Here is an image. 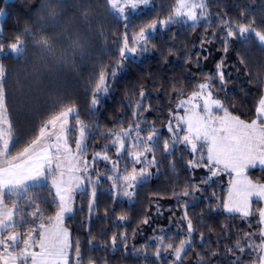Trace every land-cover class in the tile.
<instances>
[{
	"label": "snow or ice",
	"instance_id": "1",
	"mask_svg": "<svg viewBox=\"0 0 264 264\" xmlns=\"http://www.w3.org/2000/svg\"><path fill=\"white\" fill-rule=\"evenodd\" d=\"M105 2L109 10L125 22L124 31L117 41L119 60L113 65V70L105 71L102 67L98 78L94 77L96 83L90 99V114L101 105L102 96L110 91L108 81L117 76L116 69H123L124 61L129 58L148 53L149 44L158 30L176 24L189 25L195 29L202 21L211 26L206 0H175L166 18L152 19L130 35L131 17L152 7L153 0ZM63 3L64 0H44L37 23L25 27L7 45L0 29V60L9 55L20 59L31 45L38 49L39 61L33 66L35 71L52 73L58 72L62 65L74 63L69 52L83 56L85 43L79 34H73L57 20ZM89 16L90 12L85 6L81 12L83 25L91 24ZM218 18L221 34L206 33L201 40L202 49L213 40L220 39L223 51L227 53L230 40L248 43L254 38L264 50V22L258 23L255 18H247L244 12L235 21L226 18V15L218 14ZM45 20L48 23H42ZM57 29L62 30L56 36L45 34L48 31L56 32ZM61 41H67V48L61 47ZM244 62L241 58V63ZM199 63L197 53V66ZM223 68L221 60L216 65L215 77L206 76L202 82H197L195 89L188 95H185L183 88L173 86L174 94L180 98L176 100L174 108H169L168 124L165 126L169 138L163 141L162 152L172 156L177 145L184 146L193 157L187 161L186 167L206 168L210 173L207 179L201 181L204 185H208L221 171L234 174L227 199L222 203L223 210L238 214L246 221L255 217L256 227L254 231L238 233L241 239L236 240L226 252L234 256L231 264H243L241 255L236 254L237 250L240 254H249L250 264H264V182H254L247 175L249 169L264 170V96L258 101L254 119L246 121L234 115L216 95L217 90L223 89L226 84ZM7 75L0 62V264H84L79 241L70 242L69 230L64 226L65 218L74 212L75 194L84 191L86 185L90 186L89 211H92L97 185L103 176L111 182L114 199L121 195L131 199L137 186L148 182L153 176L151 169L157 168L160 163L156 158V150L160 147V130L140 119L144 112L152 110L150 104L147 107L144 104L146 91L143 88L140 90V99L132 111L133 121L127 128L93 133L92 122L80 118L75 104L58 101L54 109L42 119L35 133L16 148L19 137L15 135V126L9 118ZM33 79L38 80V76L34 75ZM214 79L218 83H214ZM95 127H99L98 122ZM145 131L148 133L146 136L142 135ZM96 135L107 136L109 141L101 151L89 158V138ZM110 149H115V158L109 155ZM97 161L109 164L110 174L96 170ZM121 161L127 162L123 168ZM171 166L175 170L176 165L173 163ZM49 183L54 190L51 204L55 206V211L45 216L40 207L42 202L38 203L39 197L30 193L33 186L44 187ZM201 191L200 185L185 184L184 190L174 191L173 196L179 202L184 198H194ZM254 201L260 206L254 208ZM220 207L217 204L216 210ZM188 208L187 203L181 205L183 215L178 223L183 222V226L176 236L167 235L162 229L160 234L153 237L152 255L156 261H161L167 255L164 264H183L196 232ZM125 219L123 215L118 217L119 221ZM142 223L147 225L148 218ZM229 227L225 225L222 228L225 235ZM249 228H253L252 222H249ZM203 236L201 232V239ZM118 239L124 241L127 247L126 233L113 235L110 238L112 246L116 245ZM88 243L92 245L93 240ZM134 251H147V247ZM70 252L74 255H70ZM218 254L219 250L209 253L213 257ZM87 264H97V261L89 257Z\"/></svg>",
	"mask_w": 264,
	"mask_h": 264
},
{
	"label": "trees",
	"instance_id": "2",
	"mask_svg": "<svg viewBox=\"0 0 264 264\" xmlns=\"http://www.w3.org/2000/svg\"><path fill=\"white\" fill-rule=\"evenodd\" d=\"M206 2L211 26L202 21L195 29L189 25L176 24L158 30L149 44L148 53L137 56L138 59L129 58L124 61L123 69H116L117 76L108 81L110 91L102 96L101 105L90 114V99L96 83L94 77L98 78L102 67L105 71H112L113 65L119 60L117 41L124 31L125 22L109 10L105 0H64L57 20L73 34H79L85 43L83 56L69 52L74 63L62 65L58 72L52 73L35 71L33 66L39 61L38 49L31 45L20 59L9 55L0 60L8 73L6 100L9 118L15 126V135L19 137L16 148L35 133L42 119L54 109L58 101L75 104L80 118L92 122L93 133L117 131L116 128L125 119L128 123L133 121L132 111L140 99L142 88L146 91L145 99L152 110L144 112L141 120L148 119L157 128L165 123L169 108L180 98L174 94L173 86L183 88L185 95L190 94L197 82H202L208 75L215 77L216 65L221 60L226 84L223 89L217 90L216 95L234 115L246 121L254 119L264 90V50L254 38L248 43L230 40L227 53L223 51L220 39L205 45L206 51L201 48V40L206 33L221 34L218 14L235 21L244 12L247 18H255L258 23L264 22V0ZM43 4L44 0H0L3 13L0 29L6 45L20 35L25 27L37 23ZM174 4L175 0H153L152 7L131 17L130 35L152 19L166 18L170 6ZM85 6L90 12L89 26L81 23V12ZM61 30L45 34L56 36ZM61 47L67 48V41H61ZM197 53L199 66L196 64ZM241 58L244 63H241ZM34 75L38 76V80L33 79ZM213 82L218 83L215 79ZM97 122L98 128L95 127ZM142 134L145 135V132ZM160 135V147L156 150V158L160 162L158 171L157 168L151 169L153 176L148 182L137 186L131 199H114L111 182L103 176L97 185L92 211H89L90 186L86 185L84 191L76 193L74 212L65 218L64 225L69 230L70 242L79 241L84 264H87L89 257L95 258L97 264H164L167 255L159 262L152 255L153 237L160 234L162 229L171 236L180 232L183 222H178L183 215L181 205L184 203L189 205L188 214L196 232L183 264H231L234 256L227 253L226 249L241 239L238 233L255 230V217L246 221L223 210L225 192L216 181L201 186L202 191L194 198H184L178 202L173 192H182L185 184L202 185L203 171L186 167L190 155L181 146H176L172 156H166L162 152V145L168 136L166 132H160ZM108 141L107 136H90L89 151L96 148L101 151ZM109 154L115 158L113 149L109 150ZM124 163L127 162L121 161V166ZM173 163L176 165L175 170L171 166ZM110 167L102 161H97L95 165L96 170L107 174H110ZM247 173L254 181L264 182V170L255 168ZM188 190L191 191V187ZM31 193L39 197L38 203L42 202L40 207L45 216L54 213L55 206L51 204L54 190L50 183L44 187L33 186ZM217 204L221 205L219 210H216ZM121 215L126 217L124 221L118 220ZM145 218L149 220L147 225L142 223ZM249 222L253 223L251 229ZM225 225L230 226L227 235L222 231ZM201 232L204 234L203 239L200 237ZM121 233L127 234V247L120 239L112 246L110 238ZM89 240H93L92 245H89ZM145 247L147 251H134ZM216 250H219L217 256L209 255ZM236 254L241 255L243 264H250L247 252L240 254L237 250ZM70 255L74 254L70 252Z\"/></svg>",
	"mask_w": 264,
	"mask_h": 264
},
{
	"label": "rangeland",
	"instance_id": "3",
	"mask_svg": "<svg viewBox=\"0 0 264 264\" xmlns=\"http://www.w3.org/2000/svg\"><path fill=\"white\" fill-rule=\"evenodd\" d=\"M0 13H2V9L0 10ZM117 15V14H116ZM2 15H0V17H1ZM137 59H138V57H137ZM262 96H264V90H263V94H262ZM261 96V97H262ZM179 99V98H178ZM177 99V100H178ZM138 101H139V99L137 100V102L136 103H138ZM176 102V101H175ZM175 102L172 104V108H174L175 107ZM144 104H145V107H147L148 106V102H147V100L144 98ZM168 113H169V110H168ZM168 113L166 114V120H165V123L164 124H161V125H159L157 128L160 130V132H166L167 133V136L168 137H166V139H168L169 138V133H168V131H167V128L165 127L167 124H168ZM142 117H140V119H141ZM143 120H146L147 121V125H152V122L151 121H149L148 119H143ZM127 120L125 119V121H124V123H121L120 124V126L119 127H117L116 129H117V131H119V129L121 128V127H124V128H127L128 127V125H129V123L128 122H126ZM142 126H144V125H142ZM148 133L145 131V135L144 136H146ZM72 135L73 136H75L76 135V133H72ZM143 135V134H142ZM177 146H181L182 148H184L183 150L184 151H186L187 153H189V155H190V159H193V157H192V155L190 154V152L184 147V146H182V145H177ZM73 147H74V144H73ZM97 151H100V150H98L97 148L96 149H94V151H88V153H87V155H88V157L89 158H91L94 154H95V152H97ZM113 152H115V149H113ZM109 155H111V154H109ZM102 162H104L105 163V161H102ZM125 164V163H124ZM124 164H122V168H123V166H124ZM196 169H201L202 171H203V174H202V180L203 179H207L208 178V176L210 175V173L207 171V169L206 168H196ZM255 169V168H254ZM249 170H251V169H249ZM248 170V171H249ZM247 175H248V173H247ZM248 177L250 178V176L248 175ZM235 177H234V174H232V175H229V173L228 172H225V171H221L220 172V174L219 175H217L216 177H213L212 178V180L209 182V183H211V182H213V181H216V182H218L219 183V185H221V188L224 190V197H223V200L224 199H227V196H228V189H229V186H230V182L234 179ZM251 179V178H250ZM253 180V179H252ZM254 181V180H253ZM254 182H256V181H254ZM197 185H200V183H198ZM38 186V185H37ZM201 186H204V184H202V185H200V187ZM31 195H33L32 193H30ZM76 195V194H75ZM119 197H123L122 195L121 196H119ZM126 199H128V198H126ZM222 203H223V201H222ZM260 205L258 204V203H256L255 201H254V203H253V207L255 208V207H259ZM73 207H74V202H73ZM229 214V213H228ZM232 215V214H231ZM233 215H237L238 217H240L238 214H233ZM29 219H31V218H29ZM65 226V225H64Z\"/></svg>",
	"mask_w": 264,
	"mask_h": 264
}]
</instances>
